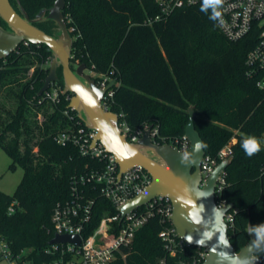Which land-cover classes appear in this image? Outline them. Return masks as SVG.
Wrapping results in <instances>:
<instances>
[{
  "label": "trees",
  "instance_id": "16d2710c",
  "mask_svg": "<svg viewBox=\"0 0 264 264\" xmlns=\"http://www.w3.org/2000/svg\"><path fill=\"white\" fill-rule=\"evenodd\" d=\"M9 1L18 12L21 6L30 19L54 2ZM162 1L65 0L62 13L67 27L73 29L71 67L83 63L95 74L96 84L99 75L115 79L110 111L122 112L131 129L145 124L157 127L156 143L181 146L187 108L193 105L194 125L206 145L205 155L214 157L229 144L233 159L224 171L219 198L233 204V226L227 231L239 251L264 222V90L245 75V57L256 37L250 33L228 40L203 4L182 5L155 20ZM1 25L6 26L0 19ZM34 25L54 37L59 34L51 19ZM51 58L46 45L32 43H21L0 58V91L11 87L15 104L5 109L0 102V148L10 157V167L18 164L23 169L12 194L0 191V241L19 264H45L51 259L46 249L54 234L52 209L69 199L72 180L93 163L75 146L56 142L59 133L75 130L84 122L68 108L65 96L72 93L60 92L55 102L37 94ZM56 73L55 83L63 90L60 66ZM65 110L75 119L66 116ZM252 137L260 142L261 151L249 157L241 145ZM10 206L13 212L8 211ZM116 212L110 202L97 196L84 234L102 217ZM162 226L158 217L149 218L135 232L131 246L109 264H158L165 254L158 236ZM187 250L194 253L197 247ZM255 255L264 264V229ZM178 260L193 262L188 255Z\"/></svg>",
  "mask_w": 264,
  "mask_h": 264
},
{
  "label": "built area",
  "instance_id": "2783aa9c",
  "mask_svg": "<svg viewBox=\"0 0 264 264\" xmlns=\"http://www.w3.org/2000/svg\"><path fill=\"white\" fill-rule=\"evenodd\" d=\"M195 4H203L209 8L216 27L228 40L236 41L250 33L254 34L256 41L245 57V75L253 78L256 86L264 90V0H223V3H215L213 0H163L160 15H157L155 20L167 16L176 7ZM218 11L221 12V16L216 15ZM69 30L73 29L69 28ZM23 43L28 44V42ZM111 80L107 76L99 75L97 85L105 88ZM60 92L63 93V90L52 82L41 95L55 102ZM112 98L113 89L110 87L106 89L100 100L103 109L110 110ZM65 99L70 100V97L66 95ZM69 109L73 111L72 108ZM75 113L77 114L76 111ZM64 114L70 119H75V116L67 110ZM116 114L118 127L129 142L137 141L148 127L145 124L131 129L124 119V114L122 112ZM95 136V129L79 125L75 130L61 132L56 137L59 145L75 146L82 157L89 158L93 163L87 165L84 172L72 180L69 199L56 203L51 212L50 222L54 234L78 235L80 241L78 244L71 242L49 244L46 252L51 255V259L45 264H109L123 248L131 246L135 232L154 216L158 217L163 225L158 236L165 254L159 259L158 264H178L180 262L178 257L182 255L190 256L192 263L203 260L206 249L197 247L196 252L189 254L187 250L189 246L178 235L170 219L172 205L166 196L156 195L144 205L121 216L117 208L139 194L150 183L151 178L140 165H133L119 173L114 155L108 152L100 141H95ZM157 136L158 129L153 126L150 137L155 142ZM180 145V149L187 150L188 140L184 136ZM230 153L231 149L227 144L214 157L204 154L200 165L202 179L204 180L216 164ZM224 184L223 172L215 187L216 204L219 207L227 204L224 199L219 198ZM97 196L110 202L117 212L102 217L99 224L85 235ZM232 209L224 214L227 230L233 226ZM8 211L13 212V207L10 206ZM247 231L250 233L249 227ZM2 259L8 264H19L18 258H13L7 245L0 241V260ZM253 260L255 264H260V259L255 254Z\"/></svg>",
  "mask_w": 264,
  "mask_h": 264
},
{
  "label": "water",
  "instance_id": "95a60500",
  "mask_svg": "<svg viewBox=\"0 0 264 264\" xmlns=\"http://www.w3.org/2000/svg\"><path fill=\"white\" fill-rule=\"evenodd\" d=\"M64 5L65 0H54L49 9L41 10L34 19H30L21 6L18 12L9 0H0V19L8 28L0 26V58L8 56L23 42L46 45L52 52V58L37 94L41 95L58 79L56 72L60 66L63 93H72L68 107L77 112L86 127L96 130L94 140L100 141L114 155L119 173L133 165H140L148 172L150 183L117 208L121 216L144 205L156 195L166 196L172 205L170 219L178 235L188 246L202 247L207 251L201 262L191 264H255L253 255L264 222L254 229L247 243L235 251L224 221V214L233 208V204L229 202L221 207L216 204L217 181L233 156L219 161L202 179L200 165L205 151L203 147L195 149V144L202 142V138L194 125L193 105L187 108L188 122L184 128V137L188 140L186 151L171 143L154 142L150 137L152 125H148L137 141L129 142L118 127L117 114L103 109L100 104L101 97L106 89L112 87L115 79L102 88L95 83L92 75L84 73L87 68L83 63L76 65L75 69L71 67L73 38L62 13ZM43 19L56 22L59 27L56 37L34 25ZM122 144L127 145L128 151H134L135 155L119 158L114 149ZM79 241L78 235L54 234L49 244H78ZM178 264L187 263L180 261Z\"/></svg>",
  "mask_w": 264,
  "mask_h": 264
},
{
  "label": "rangeland",
  "instance_id": "374dc122",
  "mask_svg": "<svg viewBox=\"0 0 264 264\" xmlns=\"http://www.w3.org/2000/svg\"><path fill=\"white\" fill-rule=\"evenodd\" d=\"M35 64L37 63L34 62V64L30 65L28 71L25 72L26 77L32 73ZM76 65L77 64L74 63L72 68L75 69ZM84 73L95 76V74L89 69H85ZM9 88L11 87H6L0 91V102L4 104L5 109H13L15 106ZM16 88L17 87L13 86L14 90H16ZM233 139L231 141L234 142L235 139ZM10 162L11 159L6 151L3 148H0V191L7 194H12L14 192L23 175L22 167L18 164L10 167ZM0 264H8V262L5 259H2L0 260Z\"/></svg>",
  "mask_w": 264,
  "mask_h": 264
},
{
  "label": "clouds",
  "instance_id": "9594fccd",
  "mask_svg": "<svg viewBox=\"0 0 264 264\" xmlns=\"http://www.w3.org/2000/svg\"><path fill=\"white\" fill-rule=\"evenodd\" d=\"M213 2L215 3H223V0H213ZM217 16H221V12L218 11L216 13ZM201 147H206V145H204L202 142H197L195 144V149L196 150H199ZM241 147L243 148L245 154L249 157L259 153L261 151V144L260 142L252 137V138H248L246 140L243 141ZM115 150V153L116 155L121 158V159H124V158H127L128 156H134L135 155V152H130L128 151V148H127V145H120L118 148L114 149ZM187 153H185V156L187 157Z\"/></svg>",
  "mask_w": 264,
  "mask_h": 264
},
{
  "label": "flooded vegetation",
  "instance_id": "af4514ba",
  "mask_svg": "<svg viewBox=\"0 0 264 264\" xmlns=\"http://www.w3.org/2000/svg\"><path fill=\"white\" fill-rule=\"evenodd\" d=\"M1 27L4 28V29H8L7 26H4V25H1Z\"/></svg>",
  "mask_w": 264,
  "mask_h": 264
}]
</instances>
